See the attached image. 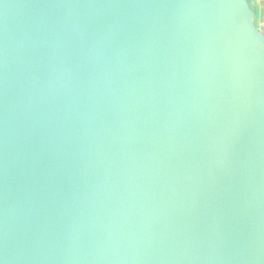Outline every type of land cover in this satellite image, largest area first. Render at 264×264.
Here are the masks:
<instances>
[{
	"label": "water",
	"instance_id": "obj_1",
	"mask_svg": "<svg viewBox=\"0 0 264 264\" xmlns=\"http://www.w3.org/2000/svg\"><path fill=\"white\" fill-rule=\"evenodd\" d=\"M255 19L0 0V264H264Z\"/></svg>",
	"mask_w": 264,
	"mask_h": 264
},
{
	"label": "rangeland",
	"instance_id": "obj_2",
	"mask_svg": "<svg viewBox=\"0 0 264 264\" xmlns=\"http://www.w3.org/2000/svg\"><path fill=\"white\" fill-rule=\"evenodd\" d=\"M253 10H255L257 12L256 13V19H255V24H256L257 28L258 29L264 28V16L261 15L262 9L259 10V9H257L256 6H254Z\"/></svg>",
	"mask_w": 264,
	"mask_h": 264
},
{
	"label": "crops",
	"instance_id": "obj_3",
	"mask_svg": "<svg viewBox=\"0 0 264 264\" xmlns=\"http://www.w3.org/2000/svg\"><path fill=\"white\" fill-rule=\"evenodd\" d=\"M250 1V4H251V7L253 8L254 6L257 7V9L261 10L262 9V13L261 15L264 16V0H249ZM255 11V10H254ZM255 13H257L255 11Z\"/></svg>",
	"mask_w": 264,
	"mask_h": 264
},
{
	"label": "snow or ice",
	"instance_id": "obj_4",
	"mask_svg": "<svg viewBox=\"0 0 264 264\" xmlns=\"http://www.w3.org/2000/svg\"><path fill=\"white\" fill-rule=\"evenodd\" d=\"M260 31L264 32V28L259 29Z\"/></svg>",
	"mask_w": 264,
	"mask_h": 264
}]
</instances>
